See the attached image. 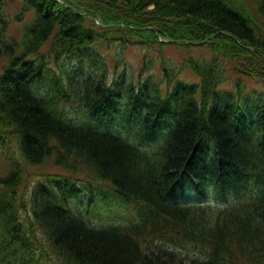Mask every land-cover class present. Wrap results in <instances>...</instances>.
<instances>
[{"label": "trees", "instance_id": "obj_1", "mask_svg": "<svg viewBox=\"0 0 264 264\" xmlns=\"http://www.w3.org/2000/svg\"><path fill=\"white\" fill-rule=\"evenodd\" d=\"M6 1L0 264H264V92L234 78L264 86V0H22L20 40ZM171 43L214 56L176 66ZM132 45L160 52L111 82Z\"/></svg>", "mask_w": 264, "mask_h": 264}, {"label": "rangeland", "instance_id": "obj_2", "mask_svg": "<svg viewBox=\"0 0 264 264\" xmlns=\"http://www.w3.org/2000/svg\"><path fill=\"white\" fill-rule=\"evenodd\" d=\"M59 1V0H57ZM7 7H6V6ZM23 9V2L22 0H14V1H6L4 3V15L7 16L8 20L11 21V26L8 29V34L11 35L13 38H16L17 40H20L23 36L24 30L32 23L33 16L28 15L27 12H22ZM18 21V22H17ZM165 41L162 39V42ZM167 41V40H166ZM172 45L165 46L161 48L160 50L163 52V56L167 61L173 62L176 66L177 64H181L184 60V57L187 56L188 53H190L193 57L199 59V58H206V60H211V58L214 56V54L203 45H194L189 50L183 47L179 43H171ZM146 46L144 45H132L130 48L127 49V52L124 54L117 53L118 55H115L113 57L112 54L108 56V61H105L107 63L105 67L109 70L110 69V80L111 82L118 79V83L126 82L129 83L132 79H137L140 74H142L143 65H144V59L145 56L153 54V59H157L155 55L159 54L160 50L157 48V52L153 51H146ZM159 50V51H158ZM102 53V52H101ZM93 59V58H91ZM91 59H87L85 61L84 68L91 69ZM95 62H100L99 58H95ZM73 60V59H72ZM6 64L5 59H0V73L2 71V68ZM119 64V67L116 69V66ZM88 65V67H87ZM76 67V64L74 61H67L65 64H63V69H67L68 71L73 72V68ZM117 70V71H116ZM148 72V73H147ZM147 74H146V81L150 82L152 85H156L153 83H158L159 78H162V71L160 68V62L157 63L156 66H147ZM183 80L187 79L188 82H196L199 81L198 77L194 76L190 71H185L180 76ZM142 78H145L143 75ZM180 78V79H181ZM235 80L241 78L244 85L248 86V94H250V97H252V101L260 96H262L264 90L263 85L259 83L257 80H253L251 78L246 79V76H234ZM221 89H224L227 93L232 90L231 84L224 85ZM59 171L58 169L55 170V172ZM107 189V188H106ZM108 190V189H107ZM87 190L82 188V194L80 195L79 201L84 202V200L88 199L87 196ZM200 200V199H195ZM206 202H218L219 200H216L214 198H207L205 199ZM130 214L134 213V210L129 207L128 209ZM100 212H96L95 214V220L96 223L102 225V224H108L112 223L113 220L116 222L121 221L120 219H112V217H109L107 214H101ZM122 219L123 216H120Z\"/></svg>", "mask_w": 264, "mask_h": 264}]
</instances>
